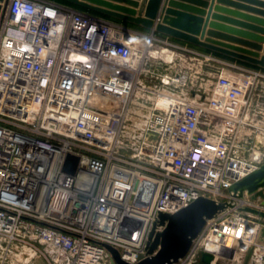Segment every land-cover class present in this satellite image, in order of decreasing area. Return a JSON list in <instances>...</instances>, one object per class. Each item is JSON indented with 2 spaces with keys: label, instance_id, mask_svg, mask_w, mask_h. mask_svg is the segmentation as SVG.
Here are the masks:
<instances>
[{
  "label": "built area",
  "instance_id": "1",
  "mask_svg": "<svg viewBox=\"0 0 264 264\" xmlns=\"http://www.w3.org/2000/svg\"><path fill=\"white\" fill-rule=\"evenodd\" d=\"M176 59L173 75L152 69ZM201 65L216 78L188 97ZM262 80L153 31L54 0H10L0 32V264H110L102 244L135 263L158 212L199 197L232 207L176 264H199L213 237L212 264H243L250 248L248 264H264V220L242 212L264 204L227 191L264 162L260 150L240 155L254 128L247 96ZM67 153L79 158L73 176L61 171Z\"/></svg>",
  "mask_w": 264,
  "mask_h": 264
},
{
  "label": "water",
  "instance_id": "2",
  "mask_svg": "<svg viewBox=\"0 0 264 264\" xmlns=\"http://www.w3.org/2000/svg\"><path fill=\"white\" fill-rule=\"evenodd\" d=\"M73 5L107 18L120 22L124 27L133 26L145 31L167 37L184 43L191 47L199 48L222 57L230 58L251 65L264 71V49L259 46L264 43V30H258L259 35L241 33L245 39L259 43L245 44L249 48L234 46L227 41L233 40L220 34L208 31L213 2L207 8L201 28L199 24L192 26L185 24L183 20L199 22L196 16L183 12L190 9L180 5L174 0H58ZM141 1V2H139ZM194 6L202 5L201 0H177ZM10 0H0V32L6 17ZM264 5V4H263ZM195 14L200 10L190 9ZM172 17V18H169ZM221 29L219 26L214 25ZM226 40V41H225ZM79 158L67 153L61 167L62 173L73 176L77 170ZM234 198H242L244 195L251 200L260 199L264 204V162L246 177L234 183L228 188ZM232 207L231 203L217 202L209 198L199 197L188 206L173 214L158 212L155 221L147 236L144 255L135 263H129L121 259L118 251L113 247L102 244L109 254L110 264H176L188 253L193 241L200 235L206 222L213 219L226 208ZM242 212L250 213L264 220V213L248 208ZM252 256V249H248L244 256L243 264H248ZM214 256L208 251H200L199 264H212Z\"/></svg>",
  "mask_w": 264,
  "mask_h": 264
},
{
  "label": "crops",
  "instance_id": "3",
  "mask_svg": "<svg viewBox=\"0 0 264 264\" xmlns=\"http://www.w3.org/2000/svg\"><path fill=\"white\" fill-rule=\"evenodd\" d=\"M201 1H202V5L194 6L192 4H187L184 2L174 0V2L180 5H183L185 7H188L190 9L200 10L201 12L200 14L198 13L195 14L194 12L190 11V9L183 10L184 13L191 15V16H196L197 18L201 20L200 23L191 22L188 20H183V22L185 24H189L192 26H196L197 24H199V29L201 28L203 24L205 14L207 12V8L210 5L211 0H201ZM163 2L164 0H161L160 7L163 6ZM263 4H264V0H214L211 18L209 22L210 24L219 26L221 29L216 28L214 25H212L210 27L208 26V31L213 32L215 34H220L221 36L232 38L233 40L227 41V42L234 46L249 48V46L245 44L259 45V43L255 41H251L250 39L243 38L241 35H239V32L259 35L260 33L258 30H264V5ZM83 12H86L88 14H91L97 17H105V16H102L94 12L91 13V11H88V10L87 11L85 10ZM169 18H172V17H169ZM178 43H181V42H178ZM259 46L262 48L260 52V55H262L263 49H264V43ZM195 49L205 52V53L212 54L232 64L264 72L263 70L259 68L242 63L240 61L222 57L217 54L210 53V52H207L199 48H195ZM248 132H252V131L248 130ZM246 135L247 136L245 137V140L247 141L249 139L250 134H246ZM9 264H11V262ZM12 264H45V262L42 259L34 258V259L27 261L26 263L15 262Z\"/></svg>",
  "mask_w": 264,
  "mask_h": 264
},
{
  "label": "rangeland",
  "instance_id": "4",
  "mask_svg": "<svg viewBox=\"0 0 264 264\" xmlns=\"http://www.w3.org/2000/svg\"><path fill=\"white\" fill-rule=\"evenodd\" d=\"M76 9V8H75ZM78 10V9H76ZM80 11V10H78ZM83 12V11H82ZM181 64H183L179 59H176L175 64H173L172 68L164 67L161 64H154L153 70L158 73V75H173L178 72L180 69ZM198 67V66H197ZM200 69V79H195V67H191V71L189 72V79L184 87V92L191 96V92H203V90L208 89L213 84V81L217 75L216 67L213 65H201L199 66ZM192 97V96H191ZM247 101L249 104V112L252 116L253 122L251 125L254 128H249L250 131L248 132L245 130V133L250 134L249 139L247 140V144L244 148V152L240 154L242 157H247L248 153L246 150L254 149L260 150L264 152V80L258 82L249 92L247 96ZM257 129H261L262 132L257 131ZM259 137V139H258ZM105 264V263H103ZM216 264H238L235 260H227V259H220ZM253 264V263H252Z\"/></svg>",
  "mask_w": 264,
  "mask_h": 264
},
{
  "label": "bare ground",
  "instance_id": "5",
  "mask_svg": "<svg viewBox=\"0 0 264 264\" xmlns=\"http://www.w3.org/2000/svg\"><path fill=\"white\" fill-rule=\"evenodd\" d=\"M162 56L164 57L165 61H169L170 60V55L168 53L163 52L162 53ZM258 139H259V137H258ZM47 180L50 181V176L48 177ZM253 238H255V237H253ZM214 239H215V237L210 238L208 240H205L204 241V244H203L205 246V248L208 251H210V252H216L218 250L217 245H216ZM226 242H227V244H231L232 243L231 238L227 237L226 238Z\"/></svg>",
  "mask_w": 264,
  "mask_h": 264
},
{
  "label": "trees",
  "instance_id": "6",
  "mask_svg": "<svg viewBox=\"0 0 264 264\" xmlns=\"http://www.w3.org/2000/svg\"><path fill=\"white\" fill-rule=\"evenodd\" d=\"M54 1L61 2V1H58V0H54ZM61 3H64V2H61ZM64 4H67V3H64ZM67 5H69V4H67ZM69 6H72V7L76 8V9H78V10L85 11L84 9L79 8V7H76V6H73V5H69ZM86 11H87V10H86ZM91 13H92V12H91ZM115 21H116V20H115ZM131 27H133V26H131ZM133 28H136V29H140V30H142L141 28H137V27H133Z\"/></svg>",
  "mask_w": 264,
  "mask_h": 264
}]
</instances>
